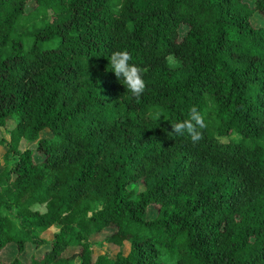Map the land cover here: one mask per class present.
I'll return each mask as SVG.
<instances>
[{
	"label": "trees",
	"instance_id": "trees-1",
	"mask_svg": "<svg viewBox=\"0 0 264 264\" xmlns=\"http://www.w3.org/2000/svg\"><path fill=\"white\" fill-rule=\"evenodd\" d=\"M255 11L264 18V0H0V127L13 121L0 161V251H15L0 264H162L161 254L264 264ZM121 49L146 70L138 102L110 70ZM192 105L206 113L196 144L167 135ZM21 139L36 144L19 149ZM137 182L141 190L129 187ZM107 228L103 240L127 252L92 249ZM28 244L46 246L23 260Z\"/></svg>",
	"mask_w": 264,
	"mask_h": 264
},
{
	"label": "rangeland",
	"instance_id": "rangeland-1",
	"mask_svg": "<svg viewBox=\"0 0 264 264\" xmlns=\"http://www.w3.org/2000/svg\"><path fill=\"white\" fill-rule=\"evenodd\" d=\"M246 2L248 3H251L252 0H245ZM31 7V2L28 3L27 5V9H29ZM250 22L253 26H262L264 25V18L263 16L255 11L253 12L252 16L250 17ZM186 30V25L184 24H180L179 26V33L180 35H182ZM169 57H172L171 60H169ZM167 62L170 66H176L178 64V61L172 56V55H168L167 56ZM13 125V121L12 120H9L7 121V123L4 125V126H1L0 127V161H2V157H3V154L6 150V147H5V142L7 141L8 139V129ZM39 136H51V134L47 131H42L39 133ZM234 136V134L232 135ZM222 139H226V137H222ZM36 144V141H28V140H24V139H21L20 142H19V149H23L25 147H30V148H33ZM9 156H13V155H10V153H8ZM34 157L35 159H39L40 156L38 153H35L34 154ZM1 169V167H0ZM130 188H133L134 190L136 191H139L141 190L143 187L142 185L137 182V183H131L129 185ZM33 208H36L40 211H42L44 209V207L42 205H38V204H35L33 205ZM156 213V208L152 205L148 206L147 208V211H146V216L148 218L150 217H153ZM56 230V227L54 225H51L50 227H48L43 233H41V235L46 239V240H50L51 236H52V233ZM112 229L110 228H107L105 229L102 233L94 236L92 238V242H93V245H92V249L96 252H105L106 254H108L109 256L113 257L117 252H122V253H125L127 252L128 250V243H124L122 245H116L114 243H108V242H105L103 240V236L105 234H108L109 232H111ZM9 246H5L1 251H0V257L4 260H10L13 256H14V252L15 251H12L11 249V246L14 247V244L13 243H9L7 244ZM11 245V246H10ZM46 245H41L39 247H34L30 244H28L26 246V251L25 253L21 256V258L23 260H27L28 259V256L31 254V253H37L39 254L42 249L45 247ZM160 261L162 262V264H175V260L173 257H169L165 254H161L160 255ZM72 264H77V259H74L72 261Z\"/></svg>",
	"mask_w": 264,
	"mask_h": 264
},
{
	"label": "clouds",
	"instance_id": "clouds-1",
	"mask_svg": "<svg viewBox=\"0 0 264 264\" xmlns=\"http://www.w3.org/2000/svg\"><path fill=\"white\" fill-rule=\"evenodd\" d=\"M171 59L172 57H169V60ZM108 60L111 66L110 70L123 81L122 84L131 93V98H135L138 102L146 90V83L143 79L146 70L131 63L132 55L127 49L113 51ZM206 127V113L202 112L198 106L192 105L188 110L187 118L171 124V131L167 135L187 136L193 144H196L203 139L202 130Z\"/></svg>",
	"mask_w": 264,
	"mask_h": 264
}]
</instances>
